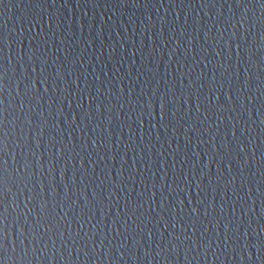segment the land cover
Segmentation results:
<instances>
[{"label": "water", "instance_id": "95a60500", "mask_svg": "<svg viewBox=\"0 0 264 264\" xmlns=\"http://www.w3.org/2000/svg\"><path fill=\"white\" fill-rule=\"evenodd\" d=\"M5 173L0 264H264V0H0Z\"/></svg>", "mask_w": 264, "mask_h": 264}, {"label": "snow or ice", "instance_id": "6c2138e0", "mask_svg": "<svg viewBox=\"0 0 264 264\" xmlns=\"http://www.w3.org/2000/svg\"><path fill=\"white\" fill-rule=\"evenodd\" d=\"M8 181L7 174L0 176V190H2L3 187H5L6 183ZM2 194V193H0ZM0 203H3L2 200H0ZM2 239H6V236L2 237ZM4 245L0 244V247H3Z\"/></svg>", "mask_w": 264, "mask_h": 264}, {"label": "clouds", "instance_id": "9594fccd", "mask_svg": "<svg viewBox=\"0 0 264 264\" xmlns=\"http://www.w3.org/2000/svg\"><path fill=\"white\" fill-rule=\"evenodd\" d=\"M5 187H7V183H6Z\"/></svg>", "mask_w": 264, "mask_h": 264}]
</instances>
